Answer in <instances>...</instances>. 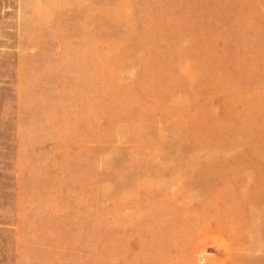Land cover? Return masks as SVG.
Segmentation results:
<instances>
[{
    "label": "rangeland",
    "instance_id": "374dc122",
    "mask_svg": "<svg viewBox=\"0 0 264 264\" xmlns=\"http://www.w3.org/2000/svg\"><path fill=\"white\" fill-rule=\"evenodd\" d=\"M263 77L264 0H0V264L264 256Z\"/></svg>",
    "mask_w": 264,
    "mask_h": 264
},
{
    "label": "bare ground",
    "instance_id": "6f19581e",
    "mask_svg": "<svg viewBox=\"0 0 264 264\" xmlns=\"http://www.w3.org/2000/svg\"><path fill=\"white\" fill-rule=\"evenodd\" d=\"M205 1V0H204ZM235 2V1H234ZM225 3V2H224ZM232 8V7H231ZM216 8H214V7H212V8H210V9H206L205 7H204V2L203 1H198V2H194V5L192 4V7H188V8H186V9H184V10H182V12L184 13V12H190V13H193V12H196L197 10H199V17H200V19L201 20H205V19H210V18H214V17H216V10H215ZM213 10H215V11H213ZM220 14L222 15L223 14V16L225 15V13L222 11V12H220ZM219 17H221V16H219ZM199 19V20H200ZM225 21V20H224ZM201 25V24H200ZM224 26H225V24H224ZM194 27V26H193ZM199 27V26H198ZM258 27H259V25H258ZM223 29V28H222ZM197 34V33H196ZM192 37V36H191ZM197 37V36H196ZM223 37V36H222ZM244 43V42H243ZM192 55V54H191ZM219 55V54H218ZM181 56V55H180ZM193 57H196V56H193ZM183 58H185V57H183ZM193 60V59H192ZM214 60H216V59H214ZM201 61V60H200ZM228 61V60H227ZM232 62V61H231ZM263 62V61H262ZM217 63H219V62H217ZM239 63V62H238ZM258 63V62H257ZM189 66V65H188ZM187 66V67H188ZM221 66V65H220ZM219 66V67H220ZM222 67V66H221ZM240 68V67H239ZM256 68H258V67H256ZM261 68H263V67H261ZM208 69V68H207ZM220 69V68H219ZM255 69V68H254ZM242 70V69H241ZM200 71V70H199ZM212 71H213V69H212ZM216 71V70H215ZM219 71V70H218ZM221 71V70H220ZM262 72V71H261ZM219 74V73H218ZM249 75V74H248ZM219 76V75H218ZM263 76V75H262ZM217 77V76H216ZM192 79H191V81L193 80V75H192V77H191ZM206 78V77H205ZM257 78H259V77H257ZM264 78V77H263ZM190 79V78H189ZM230 79V78H229ZM213 80V79H212ZM207 82V81H206ZM208 83V82H207ZM246 83V82H245ZM223 84V83H222ZM251 85V84H250ZM254 86V85H253ZM239 87H240V85H239ZM221 89V88H220ZM219 89V90H220ZM240 89V88H239ZM236 93H238V92H236ZM253 93V92H252ZM239 94V93H238ZM258 96V95H257ZM256 97V96H255ZM254 102V101H253ZM263 103V102H262ZM254 117V116H253ZM256 122V121H255ZM260 133V132H259ZM264 133V132H263ZM246 134V133H245ZM255 134V133H254ZM248 135V134H247ZM249 135H251V134H249ZM263 135V134H262ZM240 136V135H239ZM243 136V135H242ZM254 136V135H253ZM256 137V136H255ZM260 138V137H259ZM244 140V139H243ZM242 142V141H241ZM246 142V141H245ZM262 143V142H261ZM250 144H252V143H250ZM228 147V146H227ZM231 148L233 147V146H230ZM251 147V146H250ZM252 149H254V154H256L257 156H259L260 155V153H258V150L256 151V149L254 148V147H252ZM241 154V153H240ZM226 156H227V154H226ZM229 156V155H228ZM239 156V155H238ZM253 157V156H252ZM224 158V157H223ZM228 160V159H227ZM226 160V161H227ZM233 160V159H232ZM230 163V162H229ZM234 163V162H233ZM208 166V165H207ZM215 166V165H214ZM217 166V165H216ZM211 167H213V166H211ZM219 167V166H218ZM221 167V166H220ZM219 167V168H220ZM234 170H235V168H234ZM258 170V169H257ZM255 171L254 173H255V175H259V177H260V179H261V189H260V191H261V197L264 199V166H261L260 167V169L258 170V171ZM215 176V175H214ZM205 178H207V177H205ZM221 178V177H220ZM223 178V177H222ZM208 179V178H207ZM202 180V179H201ZM223 180V179H222ZM241 180V179H240ZM208 181H210V179H208ZM212 181H213V179H212ZM210 183V182H209ZM242 183V182H241ZM203 185H206V183L205 184H203ZM221 185V184H220ZM200 187H202L203 188V186H200ZM206 187H208V186H206ZM206 187H204V188H206ZM216 188H217V186H216ZM208 189V188H207ZM219 189V188H218ZM220 190H221V188H220ZM232 190V189H231ZM247 190V189H246ZM206 191V190H205ZM213 191V190H212ZM217 194V193H216ZM221 194H222V192H221ZM219 197V196H218ZM249 197V196H248ZM256 197V196H255ZM245 198V197H244ZM209 199V198H208ZM229 199V198H228ZM252 199V201L251 202H253V201H256L253 197L251 198ZM241 200V199H240ZM247 200V199H246ZM228 201V200H227ZM236 201V200H235ZM235 201H234V203H235ZM244 201V200H243ZM238 202V201H237ZM236 202V203H237ZM249 202V201H248ZM235 203V204H236ZM239 203L240 202H238V204L237 205H239ZM250 203V202H249ZM258 204V203H257ZM242 205H244V204H242ZM256 205V204H255ZM259 205V204H258ZM250 206V205H249ZM252 206V205H251ZM264 206V205H263ZM245 207V206H244ZM260 208V207H259ZM258 208V209H259ZM264 208V207H263ZM251 212H253V211H251ZM240 217V216H239ZM238 218V217H237ZM220 219V218H219ZM235 220V219H234ZM258 220V219H257ZM197 222H199V221H197ZM220 222V221H219ZM232 222V221H231ZM241 222V221H240ZM246 224H247V222H245ZM260 223V222H259ZM200 224V223H199ZM232 224L234 225V223L232 222ZM242 224V223H241ZM197 225V224H196ZM231 225V224H230ZM203 226V225H202ZM241 226V225H240ZM245 226V225H244ZM261 226V225H260ZM234 227L235 228H237L235 225H234ZM246 227V226H245ZM241 228V227H240ZM244 228V227H243ZM261 229H262V227H261ZM187 232V231H186ZM242 232V231H241ZM249 232V231H248ZM260 232V231H259ZM257 234H258V232H256ZM260 236H261V239H262V241H263V246H264V225H263V229H262V231L260 232ZM161 237V236H160ZM240 237V236H239ZM241 239L243 240V238L241 237ZM230 240V239H229ZM242 246V245H241ZM239 251H240V249H238ZM238 250H236V251H238ZM241 252V251H240ZM242 253V252H241ZM238 254H239V252H238ZM242 255V254H241ZM232 256V255H231ZM236 256H238V255H236ZM234 257V256H233ZM233 260L235 261V263L234 264H264V256H262V257H248V256H240V257H234V258H232L231 257V259L229 260L230 262L232 261V263H230V264H233Z\"/></svg>",
    "mask_w": 264,
    "mask_h": 264
}]
</instances>
